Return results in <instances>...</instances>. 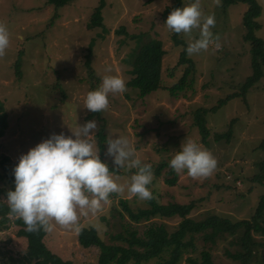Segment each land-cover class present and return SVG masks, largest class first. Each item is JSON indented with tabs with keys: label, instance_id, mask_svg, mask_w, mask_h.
<instances>
[{
	"label": "rangeland",
	"instance_id": "rangeland-1",
	"mask_svg": "<svg viewBox=\"0 0 264 264\" xmlns=\"http://www.w3.org/2000/svg\"><path fill=\"white\" fill-rule=\"evenodd\" d=\"M257 1L263 10L257 20L260 27L256 35L264 43V0ZM174 2L105 0L102 12L107 31H104L102 27L87 28L100 0H75L59 8L45 0H0V23L7 26L10 37L9 46L0 56V98L9 119V129L1 137V152L10 162H17L22 153L50 134L72 135L70 129L74 130L77 123L95 120L98 155L108 166L114 167L106 155L105 141L99 142L97 133L101 127L106 138L109 134L127 137L136 157L142 163L151 164L152 170L166 163L159 176L153 173L149 185L150 191H156L155 197L160 203L195 201L190 216L196 219L213 213L234 220L251 219L264 195V181L251 180L255 174L262 173L257 162L264 159V151L258 148L264 140V77L249 89L244 100L233 98L217 110L209 111L219 99L241 89L252 74L251 44L244 37L247 30L243 24L247 4L238 2L224 6L222 0H199L202 17L214 18V25L210 26L213 35L207 49L188 55L195 66L189 80L194 75L195 78L186 90V97H174L165 88L141 97L138 89L128 85L132 74L129 73L131 63L126 59L137 45L133 35L140 33L165 42L164 47L170 53L163 63L162 73L164 84L172 83L169 73L176 66L179 53L172 46L173 32L163 23L167 17L165 10ZM190 2L183 0L182 6ZM55 14L58 17L55 18ZM122 26L126 32L119 31ZM180 36L187 45L198 37V29L181 32ZM21 50H24L22 75L17 77L14 67ZM184 68L180 66L175 70L177 77L183 74ZM104 75L121 77L126 87L122 93H109L107 108L92 114L83 108V100L89 90L98 87ZM199 109L208 110L203 113L209 129L207 143L195 124ZM231 122V139H216L218 133L230 128ZM185 138L210 151L216 159V167L205 177H191L186 170L175 172L177 182L171 185L167 179L174 177V173L168 160ZM11 168L9 165L8 171ZM117 171H112L113 178L125 185V191L110 193L111 198L102 203L95 214L79 216L80 228L93 226L105 243L127 245L114 235L126 234V229L135 227L142 236L153 222H165L169 230L177 227L179 217L133 221L120 199H128L135 210L148 208L149 204L127 193L126 184L135 169L118 168ZM0 172H3L1 166ZM3 187L9 188L11 183L1 180L0 188ZM5 198L4 193L0 194V201ZM14 219L0 223V249L8 252L7 256L21 255L27 248V239L18 235L20 226ZM78 235L79 231L54 225L51 231H46L43 240L63 260L73 264H97L100 249L83 247ZM234 238V235H224L212 243L205 239L203 232L187 234L184 240L192 239L193 245L184 249L177 264L201 262L205 250L212 254L215 264H240L226 254V250H241L232 242ZM255 239L263 244L254 250L253 264H264V236L255 234ZM169 258L170 249H167L161 256L130 264H166Z\"/></svg>",
	"mask_w": 264,
	"mask_h": 264
},
{
	"label": "trees",
	"instance_id": "trees-1",
	"mask_svg": "<svg viewBox=\"0 0 264 264\" xmlns=\"http://www.w3.org/2000/svg\"><path fill=\"white\" fill-rule=\"evenodd\" d=\"M48 4H53L56 8L63 7L68 3L75 0H45ZM151 1V0H150ZM224 6H229L234 3L243 2L247 4V9L243 15V24L247 30L244 37L251 44L252 54V74L247 78L245 83L241 86V89L233 91L226 97L219 99L216 105L210 108L209 111H215L227 101L241 97L243 100L246 98L247 92L250 88L254 87L264 77V43L261 37L256 35V30L260 27V23L257 21L258 17L262 14V6L257 0H222ZM183 0H175L171 7H168L164 16L176 7H181ZM105 6V0H100V3L95 7L90 21L87 23V28L93 29L96 27H102L104 31H107L103 22V8ZM58 17L55 14V18ZM121 32H126L125 27H121ZM133 38L137 40L136 48L129 54L126 61L131 63V69L129 73L132 74V78L128 81V85L138 89L139 95L144 97L159 89H168L169 93L174 97H186V90L192 80H189V76L193 75L195 70L194 61L186 55L184 49L186 47L185 41L180 36V33H173V47L178 50L179 56L176 61V66L169 73V76L173 79L169 85L164 84L163 76V63L166 56L170 53L168 49H165V42L160 39L151 38L148 33H140L133 35ZM95 41V40H93ZM176 47V48H175ZM24 50H21L18 54V58L15 61L16 76L22 75V56ZM90 60L88 61V63ZM183 66V74L177 77L178 67ZM175 78V79H174ZM205 112V113H204ZM208 110L199 109L196 112L195 124L197 125L202 139L207 143L209 136V129L206 125V118L203 113L206 114ZM93 112L92 114H94ZM89 116L92 117L93 115ZM9 129L8 113L5 107L4 101L0 98V166L3 172H0V181L8 180L11 183L9 188H0V194L6 192L9 189L14 188L12 168L17 162H10V158L4 155L3 144L1 137L6 135ZM103 127L98 131L97 135L99 142L102 143L106 140V132ZM233 136V122L230 124V128L223 133H218L216 139L230 140ZM258 148L264 151V140L260 143ZM103 150V146H101ZM262 155V154H261ZM165 162L154 168L152 172L159 176L162 168L165 166ZM9 165H12L10 171H8ZM257 165L262 168V173H257L252 177V181L257 183H263L264 181V159L257 162ZM110 171H117L109 166ZM174 173V177L167 179V182L171 185L176 184L177 176ZM118 173V171H117ZM152 198L147 200L149 204L148 208L133 209L128 199H120V204L124 206V209L129 213L130 218L135 222L148 221L152 218H172L179 217L181 221L177 224L174 230H169L165 222H153L144 231L142 236L138 235V229L133 227L132 229H126V234L120 232L114 235V237L122 242H127V245L107 244L99 236L95 227H81L79 230L78 240L83 247L96 246L100 249V254L97 264H130L131 261L135 263L143 260H149L158 256H161L164 250L170 249V258L166 261V264H177L180 260L184 249L193 245L192 239L184 240L187 234L194 235L196 233H204L206 240L215 243L216 239L224 235H234L232 242L238 244L241 250L232 252L226 250V254L233 257L240 264H253L254 250L257 246H262V242L255 239V234H262L264 236V195L256 205L255 212L251 219L234 220L228 216L221 214H210L203 219H196L190 216L192 210L196 206L195 201L190 203H177L172 202L163 204L155 197L156 191L151 190ZM111 198V194H109ZM0 216L1 224H5L11 221L14 217L15 224L20 226L18 235L27 239V248L21 255H9L6 251L0 249V264H73L71 261L63 260L59 255L53 253L45 244L44 236L46 231L37 230L34 232H28L25 230L23 221L14 215L9 214V209L5 201H0ZM240 234L237 236V234ZM212 254L205 250L202 252V261H194L195 264H215L211 258ZM256 256V255H255ZM264 257V255H263ZM256 259V258H255ZM264 261V258H263Z\"/></svg>",
	"mask_w": 264,
	"mask_h": 264
},
{
	"label": "clouds",
	"instance_id": "clouds-1",
	"mask_svg": "<svg viewBox=\"0 0 264 264\" xmlns=\"http://www.w3.org/2000/svg\"><path fill=\"white\" fill-rule=\"evenodd\" d=\"M163 24L173 33L198 29V37L184 49L186 55H192L208 48L214 18L202 17L199 0H191L173 8ZM9 40L7 26L0 23V56L9 46ZM125 87L121 77L104 75L98 87L86 93L83 108L100 112L108 106V94L122 93ZM96 129L95 120L77 123L74 130L70 129L72 135L52 133L19 156L12 168L14 188L6 192L4 200L9 214L21 219L26 231H51L54 225L79 231V216L95 214L108 201L110 193L125 191V185L114 180L108 163L98 155ZM105 143L113 170L135 169L126 184L127 193L138 200L151 199V164L142 163L136 157L134 147L125 136L109 134ZM168 165L177 174L186 170L191 177H205L215 169L216 159L206 148L185 138Z\"/></svg>",
	"mask_w": 264,
	"mask_h": 264
}]
</instances>
